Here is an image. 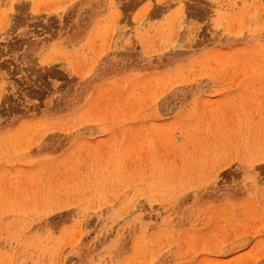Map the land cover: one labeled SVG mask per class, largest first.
<instances>
[{"label":"rangeland","instance_id":"rangeland-1","mask_svg":"<svg viewBox=\"0 0 264 264\" xmlns=\"http://www.w3.org/2000/svg\"><path fill=\"white\" fill-rule=\"evenodd\" d=\"M0 264H264V0H0Z\"/></svg>","mask_w":264,"mask_h":264},{"label":"bare ground","instance_id":"bare-ground-1","mask_svg":"<svg viewBox=\"0 0 264 264\" xmlns=\"http://www.w3.org/2000/svg\"><path fill=\"white\" fill-rule=\"evenodd\" d=\"M214 161V160H213Z\"/></svg>","mask_w":264,"mask_h":264}]
</instances>
